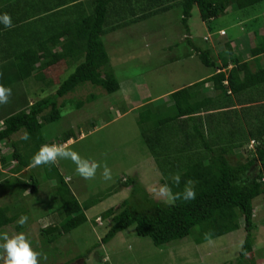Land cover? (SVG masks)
<instances>
[{
    "label": "trees",
    "instance_id": "trees-1",
    "mask_svg": "<svg viewBox=\"0 0 264 264\" xmlns=\"http://www.w3.org/2000/svg\"><path fill=\"white\" fill-rule=\"evenodd\" d=\"M261 1L264 0H0V15L8 13L14 25L7 29L0 23V64L11 60L17 80H27L35 71L74 54L81 59L59 82L53 95L0 118V143L12 146L10 157L14 164L8 171L16 174L28 169L32 156L45 142L41 133L43 125L61 115L57 97L83 82L107 92L119 89L118 80L108 67L103 35L179 6L187 43L213 72L171 91L167 103L161 99L159 104L154 103L156 108L140 110L137 122L161 174L160 182L175 193L182 191L185 182L191 179L196 199L178 200L175 205L167 206L150 197L130 178L107 192L106 196L130 186L129 196L117 207H108L101 213L104 219L109 218L110 226L94 247L107 243L131 225L137 235L147 236L159 246L187 236L194 227H197L194 241L202 243L206 241V233L214 239L239 229L242 221L246 234L233 264H257L254 257L247 259V255L253 250V230L257 227L253 201L258 196L264 197V64L257 63V68L252 70L241 53L234 52L232 43L238 40L235 37L224 41L217 63L206 39L203 38L206 43L203 47L191 41L187 23L193 7H197L201 20L212 31L211 21L228 7L245 8ZM252 53L254 56L264 53V42L256 45ZM229 64L231 67L225 69ZM198 87L202 89L198 91ZM258 89L262 91L257 92ZM81 104L79 101L77 106ZM47 108L50 110L45 112ZM22 129L30 139L11 140ZM69 138L70 135H64L63 143ZM250 140L256 142L254 153L244 162L230 163L226 155ZM4 148L0 146L2 165L7 163V158L1 155ZM177 173L181 176L179 187L170 179ZM43 175L55 182L53 196L60 220L43 228L54 240L85 223V210L94 203L78 200L57 165H45ZM20 184L32 193L38 190L33 173L29 174V181ZM9 209L0 205V228L25 212L20 210L10 215Z\"/></svg>",
    "mask_w": 264,
    "mask_h": 264
},
{
    "label": "rangeland",
    "instance_id": "rangeland-1",
    "mask_svg": "<svg viewBox=\"0 0 264 264\" xmlns=\"http://www.w3.org/2000/svg\"><path fill=\"white\" fill-rule=\"evenodd\" d=\"M181 17V8L173 6L103 35L108 67L117 78L119 89L107 92L90 82L77 85L73 91L57 97L61 115L41 129L44 144L61 145L71 141L68 145L71 150L100 165L96 177L85 180L77 174L71 160H59L56 164L78 200L94 203L85 210V223L51 240L52 235L43 228L60 220L58 203L53 196L54 180L43 175L45 165L29 166L27 170L11 174L8 168L14 164L10 157L12 146L0 143L6 147L1 155L8 163L0 164V205L8 206L10 215L25 211L13 223L0 228V235L23 232L33 250L42 253L39 264H233L246 234L242 221L239 230L211 239V243H196L197 227H194L187 236L156 246L149 237L137 235L131 225L107 243L94 247L110 226L109 218L104 219L101 213L108 207H117L130 193L129 186L106 196L110 188L117 189L130 178H134L148 194L151 187L162 185L161 174L137 122L140 110L156 108L154 103L159 104L162 98L167 103L169 92L213 72L212 68L202 64L187 43ZM187 24L191 41L203 47L206 46L203 38L206 39L217 63H220L218 51L231 37L238 39L232 43L236 55L241 53L243 61L249 60V56H254L252 51L256 50V45L264 42V1L245 8L228 7L211 21L212 31L201 20L197 7H193ZM78 58L75 54L68 56L42 71H35L24 81L17 80L11 60L0 64V85L12 89L9 102L0 104V118L20 108L28 109L30 103L53 95L59 82L81 61ZM201 89L198 87V91ZM79 101L82 104L77 106ZM49 110L47 108L45 112ZM25 133L22 129L14 133L11 140L20 141ZM66 134L71 139L63 143ZM255 145L256 142L251 144L250 140L233 149L226 155L229 162H244L254 153ZM105 165L111 170L112 177L107 181L102 178ZM30 173L38 180L35 193L20 186V182L29 181ZM253 205V220L257 227L253 230V250L247 259L254 257L257 264H264V197H256ZM22 215L28 220L18 229L16 221ZM44 255L47 260L43 259Z\"/></svg>",
    "mask_w": 264,
    "mask_h": 264
},
{
    "label": "clouds",
    "instance_id": "clouds-1",
    "mask_svg": "<svg viewBox=\"0 0 264 264\" xmlns=\"http://www.w3.org/2000/svg\"><path fill=\"white\" fill-rule=\"evenodd\" d=\"M0 23L7 29H11L14 26L8 13L0 15ZM11 95L12 89L10 87L0 85V104H7ZM22 139H30V136L25 133ZM70 143L71 141L61 145H41L40 149L32 156L29 166L35 168L43 165H56L59 160H71L76 165L75 170L81 178L85 180L94 179L100 165L94 161L82 158L76 151L71 150L68 146ZM102 178L106 181L112 178L111 170L107 165L104 166ZM170 179L176 187H179L181 183L179 173L171 175ZM148 191L154 199L160 200L167 206L175 205L178 200L190 202L196 199L194 181L191 179L185 182L184 188L179 192L173 193L167 184L153 186ZM27 220L28 217L22 215L16 223L23 226L27 223ZM97 220L99 221V218ZM205 239L211 243V234L206 233ZM0 240L3 241V243H0V261H3V264H39V258L42 253L33 250L31 242L23 232L11 236L5 232L0 235ZM43 259L47 260V256L44 255Z\"/></svg>",
    "mask_w": 264,
    "mask_h": 264
},
{
    "label": "crops",
    "instance_id": "crops-1",
    "mask_svg": "<svg viewBox=\"0 0 264 264\" xmlns=\"http://www.w3.org/2000/svg\"><path fill=\"white\" fill-rule=\"evenodd\" d=\"M126 27V26H125ZM120 29V28H119ZM118 30V29H117ZM115 31V30H114ZM249 57H251L249 60H244V61H247L248 63H249V66H250V68L252 69V70H255L256 68H257V63H258V66L259 65H263L264 64V53H261V54H258V55H256V56H249ZM263 59H262V58ZM260 60V61H259ZM259 62H260V64H259ZM229 67H231V65L229 64L226 68L227 69H229ZM225 68V69H226ZM195 82V81H194ZM191 83H193V81H190V82H188L186 85H189V84H191ZM208 84V83H207ZM179 88V87H178ZM177 89V88H176ZM175 90V89H174ZM211 90V89H210ZM173 91V90H172ZM170 93V92H169ZM169 93L167 94V96L169 95ZM163 99V98H162ZM235 107L237 108V109H239L240 108V106L239 105H235ZM71 138H69L67 141H69ZM237 148H239V147H237ZM235 149V148H234ZM233 150V149H232ZM237 230H239V229H237Z\"/></svg>",
    "mask_w": 264,
    "mask_h": 264
},
{
    "label": "built area",
    "instance_id": "built-area-1",
    "mask_svg": "<svg viewBox=\"0 0 264 264\" xmlns=\"http://www.w3.org/2000/svg\"><path fill=\"white\" fill-rule=\"evenodd\" d=\"M253 142H254V141L252 140V141H251V144H252ZM262 181H264V176L262 177Z\"/></svg>",
    "mask_w": 264,
    "mask_h": 264
}]
</instances>
